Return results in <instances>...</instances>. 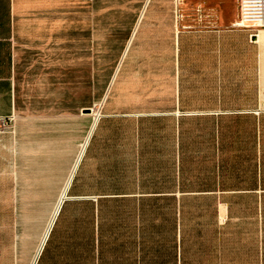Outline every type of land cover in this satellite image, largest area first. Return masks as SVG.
<instances>
[{"label": "crops", "instance_id": "0c3cea01", "mask_svg": "<svg viewBox=\"0 0 264 264\" xmlns=\"http://www.w3.org/2000/svg\"><path fill=\"white\" fill-rule=\"evenodd\" d=\"M238 2L0 0V264H264V28Z\"/></svg>", "mask_w": 264, "mask_h": 264}, {"label": "built area", "instance_id": "2783aa9c", "mask_svg": "<svg viewBox=\"0 0 264 264\" xmlns=\"http://www.w3.org/2000/svg\"><path fill=\"white\" fill-rule=\"evenodd\" d=\"M183 0H173V12L177 17H181V4ZM239 17L232 27L249 29L250 37L255 36L259 30L264 28V0H239L238 2ZM101 105L94 107L93 122L95 123L100 117ZM15 116H0V134L14 135ZM61 201V200H60ZM34 258L31 264H34Z\"/></svg>", "mask_w": 264, "mask_h": 264}, {"label": "rangeland", "instance_id": "374dc122", "mask_svg": "<svg viewBox=\"0 0 264 264\" xmlns=\"http://www.w3.org/2000/svg\"><path fill=\"white\" fill-rule=\"evenodd\" d=\"M182 12H183V11L181 10V13H182ZM105 59H106V58H103V59H102V65L105 64V63L107 62V61L104 62ZM103 62H104V63H103ZM91 102H93V104L91 105V107H89V112H88V113L90 114V116H89V117H90V122H91L92 119H93L94 107H97V106H98L97 104H98L100 101H99L98 99H94V100L91 101ZM90 104H91V103H90ZM63 196H65V192H64Z\"/></svg>", "mask_w": 264, "mask_h": 264}]
</instances>
